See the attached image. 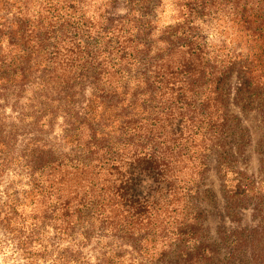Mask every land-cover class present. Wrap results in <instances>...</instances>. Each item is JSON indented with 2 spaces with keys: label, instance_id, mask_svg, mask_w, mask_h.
<instances>
[{
  "label": "trees",
  "instance_id": "1",
  "mask_svg": "<svg viewBox=\"0 0 264 264\" xmlns=\"http://www.w3.org/2000/svg\"><path fill=\"white\" fill-rule=\"evenodd\" d=\"M173 1L159 25L164 0H0V264H264L230 107L264 113V0ZM213 159L257 226L212 234Z\"/></svg>",
  "mask_w": 264,
  "mask_h": 264
},
{
  "label": "rangeland",
  "instance_id": "2",
  "mask_svg": "<svg viewBox=\"0 0 264 264\" xmlns=\"http://www.w3.org/2000/svg\"><path fill=\"white\" fill-rule=\"evenodd\" d=\"M153 5V4H152ZM156 14L159 25L173 22L176 16V8L173 0H164L157 7H151ZM217 33V34H216ZM214 41L217 44H225L227 47L244 46L243 36L236 25L228 18L218 20L215 29ZM241 79L237 72L231 77L232 97L240 86ZM231 111L237 114L244 126L249 129L250 143L245 147L244 153L239 157L237 168L247 173L257 185L264 183V113L257 108L245 109L233 100ZM229 180V178L227 179ZM224 179L218 173L216 159L211 161L209 176L204 185L203 206L207 214V224L214 236L229 233L235 229H250L259 223L254 203L242 206L229 204L225 193Z\"/></svg>",
  "mask_w": 264,
  "mask_h": 264
}]
</instances>
